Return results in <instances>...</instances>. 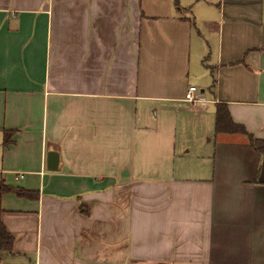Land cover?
<instances>
[{"label": "crops", "instance_id": "obj_1", "mask_svg": "<svg viewBox=\"0 0 264 264\" xmlns=\"http://www.w3.org/2000/svg\"><path fill=\"white\" fill-rule=\"evenodd\" d=\"M219 104L264 142V0H0V264H264Z\"/></svg>", "mask_w": 264, "mask_h": 264}, {"label": "trees", "instance_id": "obj_2", "mask_svg": "<svg viewBox=\"0 0 264 264\" xmlns=\"http://www.w3.org/2000/svg\"><path fill=\"white\" fill-rule=\"evenodd\" d=\"M215 131L216 135L221 134H240L246 136L249 144L255 151L264 152V142L257 141L248 134L245 129L235 124L230 116L227 106L218 105L216 109V122H215ZM7 140L5 141L6 145H9L11 142L12 132H8ZM5 191L15 192L17 196L22 198H32L35 199L37 195H33L34 192L25 191L23 189H15L11 187L4 188ZM13 243V237L8 233L4 226L0 223V257L3 253L11 252Z\"/></svg>", "mask_w": 264, "mask_h": 264}, {"label": "built area", "instance_id": "obj_3", "mask_svg": "<svg viewBox=\"0 0 264 264\" xmlns=\"http://www.w3.org/2000/svg\"><path fill=\"white\" fill-rule=\"evenodd\" d=\"M185 102L197 107L206 104V100L201 96L200 91L195 86H189L184 97Z\"/></svg>", "mask_w": 264, "mask_h": 264}, {"label": "rangeland", "instance_id": "obj_4", "mask_svg": "<svg viewBox=\"0 0 264 264\" xmlns=\"http://www.w3.org/2000/svg\"><path fill=\"white\" fill-rule=\"evenodd\" d=\"M201 76V75H200ZM201 78V77H200ZM203 83V79H199L198 81H196V85H195V87H197L198 89H199V91L201 90V88H203V87H201L202 85H200V84H202ZM191 105V104H190ZM207 107H209V106H207ZM0 188L1 189H3V186L2 185H0Z\"/></svg>", "mask_w": 264, "mask_h": 264}, {"label": "water", "instance_id": "obj_5", "mask_svg": "<svg viewBox=\"0 0 264 264\" xmlns=\"http://www.w3.org/2000/svg\"><path fill=\"white\" fill-rule=\"evenodd\" d=\"M51 157H56V155H55V154H54V155H53V154H51V156L49 157V160H48V161H50V160H51V159H50Z\"/></svg>", "mask_w": 264, "mask_h": 264}]
</instances>
